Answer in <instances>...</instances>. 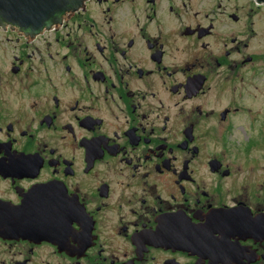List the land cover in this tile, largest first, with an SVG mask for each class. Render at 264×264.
<instances>
[{
    "label": "flooded vegetation",
    "instance_id": "flooded-vegetation-1",
    "mask_svg": "<svg viewBox=\"0 0 264 264\" xmlns=\"http://www.w3.org/2000/svg\"><path fill=\"white\" fill-rule=\"evenodd\" d=\"M249 3L84 0L48 28L0 23V264H264Z\"/></svg>",
    "mask_w": 264,
    "mask_h": 264
},
{
    "label": "water",
    "instance_id": "water-1",
    "mask_svg": "<svg viewBox=\"0 0 264 264\" xmlns=\"http://www.w3.org/2000/svg\"><path fill=\"white\" fill-rule=\"evenodd\" d=\"M84 0H0V23L8 22L20 29L39 30L61 22L62 17ZM264 4V0H254ZM254 2V3H255Z\"/></svg>",
    "mask_w": 264,
    "mask_h": 264
},
{
    "label": "rangeland",
    "instance_id": "rangeland-1",
    "mask_svg": "<svg viewBox=\"0 0 264 264\" xmlns=\"http://www.w3.org/2000/svg\"><path fill=\"white\" fill-rule=\"evenodd\" d=\"M244 1L249 3V0H244ZM249 5H250V8L257 10L255 13H256V16L258 17V19L260 20V18L264 15V4L263 5H256V3L250 2ZM258 6H260V8H258ZM259 29H260V27H259ZM259 98H260V100L256 102V105L263 107L264 97L260 96Z\"/></svg>",
    "mask_w": 264,
    "mask_h": 264
}]
</instances>
